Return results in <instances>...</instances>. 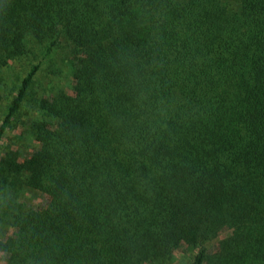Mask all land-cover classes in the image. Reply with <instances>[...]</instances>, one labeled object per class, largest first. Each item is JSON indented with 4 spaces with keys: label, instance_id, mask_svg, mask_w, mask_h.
Instances as JSON below:
<instances>
[{
    "label": "trees",
    "instance_id": "1",
    "mask_svg": "<svg viewBox=\"0 0 264 264\" xmlns=\"http://www.w3.org/2000/svg\"><path fill=\"white\" fill-rule=\"evenodd\" d=\"M2 101L3 264H264V0H0Z\"/></svg>",
    "mask_w": 264,
    "mask_h": 264
},
{
    "label": "rangeland",
    "instance_id": "2",
    "mask_svg": "<svg viewBox=\"0 0 264 264\" xmlns=\"http://www.w3.org/2000/svg\"><path fill=\"white\" fill-rule=\"evenodd\" d=\"M43 62H44V64H45V61L43 60ZM27 63V61L26 60H21V61H15V63L13 64V65H10V67H13V69H16V70H19V71H21V72H23V69H24V66H25V64ZM50 68H51V65H50ZM12 71H15V70H12ZM12 73V75L14 76V74L15 73H17V72H11ZM41 76H42V79H43V83H47V81H48V77L45 75V72L43 71L42 73H41ZM10 76H8V83H10L9 81H10ZM42 79H38V83L39 82H42ZM64 77H62L61 79H60V81H61V83H66L67 82V80L64 82ZM4 103L5 102H3L2 101V103H0V112H1V110H2V107L4 106ZM1 118H2V115L0 114V121H1ZM20 129H21V127L19 126L18 128H15V130H14V132L16 133V132H18V131H20ZM8 133H9V135L11 136V134H12V132H9L8 131ZM9 136V137H10ZM29 142V145L32 143V142H30V141H28ZM33 145H35V143L33 142ZM29 196V195H28ZM43 196H42V194L41 193H36V194H34L32 197H30L29 196V199H28V201L30 202V203H33V204H36V203H42V201H43ZM182 254L181 253H179L178 254V257L179 256H181ZM188 255V254H187ZM185 262L187 263L188 262V264H189V260H188V256H186V260H185ZM4 263V261H3V258H2V256H1V254H0V264H3ZM175 264H177V263H175Z\"/></svg>",
    "mask_w": 264,
    "mask_h": 264
}]
</instances>
